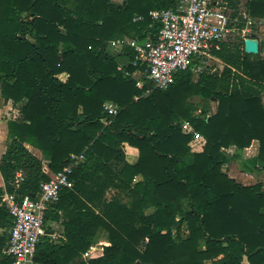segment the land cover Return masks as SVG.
I'll return each mask as SVG.
<instances>
[{"label": "trees", "instance_id": "16d2710c", "mask_svg": "<svg viewBox=\"0 0 264 264\" xmlns=\"http://www.w3.org/2000/svg\"><path fill=\"white\" fill-rule=\"evenodd\" d=\"M226 1L236 11L238 2ZM178 2L0 0L1 94L5 102L26 100L23 122L7 124L9 143L0 159L5 192L36 197L49 180L24 144L48 158L52 174L71 154L84 157L68 176L71 188L60 192L44 219L60 210L65 239L41 237L35 262L264 264L262 185L245 186L223 171L238 160L246 173L264 171V57L245 53L241 40L222 43L213 53L221 72L203 71L196 80L193 70L179 72L167 90L140 97L134 81L104 53L110 40L153 41L158 24L149 13L175 9ZM246 8L250 17L264 18V0H251ZM192 97L215 100V113L195 114ZM106 101L119 107L116 116L103 114ZM183 122L204 138L201 152L191 151ZM123 144L137 149L135 165L123 163ZM231 146L237 153L227 156L224 149ZM250 158L260 169L247 164ZM111 161L122 167L115 172ZM136 176L143 181L134 183ZM110 187L124 198L107 201ZM100 228L109 246L101 256L81 260Z\"/></svg>", "mask_w": 264, "mask_h": 264}, {"label": "built area", "instance_id": "2783aa9c", "mask_svg": "<svg viewBox=\"0 0 264 264\" xmlns=\"http://www.w3.org/2000/svg\"><path fill=\"white\" fill-rule=\"evenodd\" d=\"M222 3L223 0H179L175 9L151 11L150 18L158 24L156 38L144 44H137L135 40L126 42L135 55L130 75L135 87L144 95L164 91L174 84L179 72L190 69L200 74L205 63L217 61L213 53L220 50L222 43L239 35L236 21ZM102 112L106 117H114L118 107L105 102ZM180 127L183 134L191 135V149L196 144L200 147L205 144L204 138L188 122L181 123ZM83 159L82 154H71L60 172L45 171L49 180L40 184L36 197L4 195L2 206L11 218V226L3 254L12 259V264H39L34 261V255L37 244L46 234L45 215L58 202L60 192L71 188L68 176ZM89 255L87 252L84 257Z\"/></svg>", "mask_w": 264, "mask_h": 264}, {"label": "crops", "instance_id": "0c3cea01", "mask_svg": "<svg viewBox=\"0 0 264 264\" xmlns=\"http://www.w3.org/2000/svg\"><path fill=\"white\" fill-rule=\"evenodd\" d=\"M126 1L127 0H110V3L116 6H122L124 3H126ZM236 1L238 2L236 11L228 5V2L226 0H223V3H222V6L226 9V11L230 13L231 18L236 21L235 25L239 30L238 31L239 35L236 36L235 40L238 39V40L243 41V44L240 46V49L243 51H244V41L245 40L255 41L257 43V51L255 54H252V55H259L260 57H264V18H253L249 16V12L246 8V4L251 0H236ZM240 17L242 18V21L244 20L243 27L241 28L238 27V24L241 23ZM135 20H137V18ZM248 21L251 22V25H248ZM242 31L244 33H242ZM133 40H135L137 44H144V43L151 41L150 38H148L147 36L143 40H140L137 38L132 39L129 37H123L121 39L107 41L104 47V53L114 58L118 67L123 72H125V75L129 76L130 78H131L130 75L132 71L134 70V68L132 67V62L135 58V55L132 49L126 44V42L133 41ZM217 62H220L222 64V62L218 59H217ZM134 85H135V82H134ZM142 96H147V95H144L143 92L141 91L140 97ZM138 98L139 97H134L135 100H137ZM106 102L113 103L111 101H106ZM25 103H26V100H22L19 103H13L12 101L5 102L1 94V82H0V159L2 155L5 153L7 144L9 143L7 124L8 122H18V123L23 122V118L21 115V108L25 105ZM113 104L116 105L115 103ZM118 112H119V107H118ZM101 123L104 126L108 124L105 121V119H101ZM24 146L33 155H35L38 159L41 160L43 164V172L47 171L48 173H51L48 169V161H49L48 158L42 156L39 150L33 148L30 145L24 144ZM203 146L200 147L199 144H196L195 147L191 149V151L195 153H199L202 151ZM120 150L123 155V160H122L123 163L125 162L126 164L131 165V166L136 164V162L138 161L137 149L130 147L127 144H123L121 145ZM235 150L236 148L234 146H231L228 149H224V152L227 156L228 155L231 156L237 153ZM83 161L84 159L82 160V162ZM111 162L110 164L114 163L112 166L115 169V172H117V170L120 167H122V164H123L121 161L120 162L113 161L112 163ZM234 163L235 161L229 163L228 167H231L232 164ZM247 163L249 165H252L253 167L255 166L258 167L256 164L258 162L256 160L252 159L251 161H247ZM257 172H260V171H257ZM253 173H249V174H253ZM89 176L92 177L91 174H89ZM229 177L235 180L237 179L235 174L233 173H229ZM141 181H143V178L141 176H136L134 178V183L141 182ZM5 194L6 192L4 190L3 179L0 175V264H3V262L6 261V258H10L3 254L4 244L7 242L6 239L8 238V234L10 230V216H6L5 214L6 209L2 206V198L4 197ZM104 198L107 201H110L112 198H122L123 199L124 194L120 189L110 187L105 191ZM152 211L153 210L149 209L146 211V213H151ZM48 214H50V217L44 223V229L46 233L45 235L49 236L50 240L53 243H59L60 241H63L65 239L64 227L62 225V218H61L62 212L60 210H57L55 214V211L53 212L49 211ZM55 215L57 216V219L52 218ZM187 235H188V232L186 228L183 226L182 227V237L186 238ZM106 246H109L108 234L104 229L100 228L95 235L94 243L82 254L81 260L86 262L87 260L101 256L103 247H106ZM92 249H96L97 252H92L91 251ZM87 252H90V255L88 258H85L84 254Z\"/></svg>", "mask_w": 264, "mask_h": 264}, {"label": "rangeland", "instance_id": "374dc122", "mask_svg": "<svg viewBox=\"0 0 264 264\" xmlns=\"http://www.w3.org/2000/svg\"><path fill=\"white\" fill-rule=\"evenodd\" d=\"M233 41V40H232ZM223 69V65L220 62L217 61H208L204 64V71L207 73H219ZM198 74L193 72V79L196 80ZM188 102L194 107H196L195 114L201 115L204 118L210 117L213 115L217 109V102L215 100H209L204 101L201 100L198 97H192L188 100ZM237 152V150H235ZM234 151V152H235ZM234 154V153H232ZM229 156V155H228ZM232 156V155H231ZM256 160L255 158L247 159V161ZM234 162V161H233ZM248 164V163H247ZM258 167H253L252 165H249L250 167L260 169L259 163H256ZM232 169V170H231ZM223 171L229 176V173H233L236 176V181L240 184H243L245 186L253 185L255 183L260 182L262 185V190L264 191V171L257 172V170H254L253 174L246 173L243 170V167L241 165V161H235L234 164H232L231 167H228V165L223 166ZM232 171V172H231Z\"/></svg>", "mask_w": 264, "mask_h": 264}, {"label": "water", "instance_id": "95a60500", "mask_svg": "<svg viewBox=\"0 0 264 264\" xmlns=\"http://www.w3.org/2000/svg\"><path fill=\"white\" fill-rule=\"evenodd\" d=\"M244 51L247 54H255L257 51V43L252 40H245L244 41Z\"/></svg>", "mask_w": 264, "mask_h": 264}]
</instances>
